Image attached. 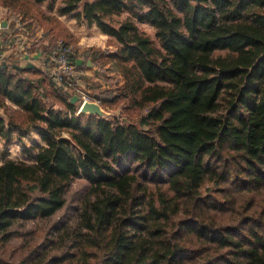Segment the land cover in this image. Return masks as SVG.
<instances>
[{
    "label": "trees",
    "instance_id": "obj_1",
    "mask_svg": "<svg viewBox=\"0 0 264 264\" xmlns=\"http://www.w3.org/2000/svg\"><path fill=\"white\" fill-rule=\"evenodd\" d=\"M0 5L32 35L42 28L44 53L61 38L77 42L60 15L96 24L116 50L69 58L113 64L121 81L98 99L122 106L79 113L42 61H0L5 146L32 127L45 142L33 161L0 157V264H264V0ZM78 176L88 186L75 221L31 230L41 242L9 254L26 223L65 206Z\"/></svg>",
    "mask_w": 264,
    "mask_h": 264
},
{
    "label": "rangeland",
    "instance_id": "obj_2",
    "mask_svg": "<svg viewBox=\"0 0 264 264\" xmlns=\"http://www.w3.org/2000/svg\"><path fill=\"white\" fill-rule=\"evenodd\" d=\"M51 12L55 13V11H51ZM123 15L124 14L117 15L115 16V19L119 20L121 19V17H123ZM62 17H63L62 19L64 23L71 30L74 38H77L76 43H74L73 41H70L71 38L67 39L70 41V44L73 45L75 51L77 52L78 50L85 51L86 49H88V46L83 47L81 49L79 47V43L82 42L84 38H88L90 36L97 37V40H94V41L90 40V43H93V42L96 43L91 46L100 47L101 49H108L110 51L116 49V46L112 42H110L108 35L104 39L101 38V32H100L101 30L98 28L96 24L89 26L85 21L72 17L71 15H67L66 18H64V16ZM71 18L73 20H71ZM140 26L146 31H148L149 33L151 34L154 33L152 26H150L149 24L142 23L140 24ZM91 46L89 45V47ZM104 67L103 68L98 67L99 69H101L99 73L100 74L103 73L104 78H106L108 75H110L109 78L112 77L111 79H108V80L110 84L109 87L113 88L121 80L119 78L118 79L119 81H116L117 76H114L113 74H107L110 71L109 70L107 71L106 68ZM112 111H114L115 113H122V106H117L114 110H111V112ZM0 112L4 116H6V118H8L7 113L4 112V109L0 108ZM32 128L33 130L31 129L32 131L28 132L27 134L24 133L21 136H18V134H15L16 139L18 138L19 140H15V142L10 146H5V141L3 140V138L2 139L0 138V157L3 151H7L9 156L20 158V159H25L27 161H33L36 156V151H38V147L40 146L39 145L40 136L38 134V128L37 127H32ZM0 162H1V159H0ZM87 186H88L87 180L83 178V176H78L72 182V185L67 195V203L65 204V206L49 219L36 220V221H31V222L26 223L25 228H28L30 232L28 231L25 235L20 236V237H15L14 239L11 240L9 251H8L9 254L14 247L21 246V245L26 246V243L32 242L35 239L38 241V243L41 242L43 235L37 236L35 233L31 232V230L33 229H37L39 231L41 230V231H44V233L45 232L47 233L51 225H54L57 223L59 225L61 224L71 225L76 219L77 210H78L77 207L79 206V200L81 196L83 195V193L86 191ZM16 258L17 257L14 254L9 257L12 263L17 261Z\"/></svg>",
    "mask_w": 264,
    "mask_h": 264
},
{
    "label": "crops",
    "instance_id": "obj_3",
    "mask_svg": "<svg viewBox=\"0 0 264 264\" xmlns=\"http://www.w3.org/2000/svg\"><path fill=\"white\" fill-rule=\"evenodd\" d=\"M62 16H64V18L67 17V15H60L59 17L62 19ZM71 20L73 19L71 18ZM42 32V28H39L34 35H32L26 21H24L21 16L16 15L11 10L10 6L0 5V61H6L8 63L10 62L9 59H12L23 66L29 63L36 66L39 62L41 63L40 57L45 52L40 46V44L44 42ZM100 32L102 39L107 37L106 33ZM90 40H97V37L90 36L84 38L82 42L79 43V47L82 49L83 47L96 44L94 42L90 43ZM115 50L111 51L113 52ZM78 52L80 53L82 50H78ZM81 59H84L85 62L81 64L76 63V73L82 85L85 86L86 89L91 90L94 96L100 89L109 87L110 84L108 79L112 77L109 78L110 75H108L104 78L103 73H99L101 69L97 66H93V64L88 65L86 62L87 59L84 56H81ZM104 68L110 71L107 74L117 76L116 81H119V78L121 80V73L117 71L113 64H106ZM31 129L33 130V128ZM31 129L28 132L32 131ZM0 138L2 139L1 136ZM39 145H45L41 137Z\"/></svg>",
    "mask_w": 264,
    "mask_h": 264
},
{
    "label": "built area",
    "instance_id": "obj_4",
    "mask_svg": "<svg viewBox=\"0 0 264 264\" xmlns=\"http://www.w3.org/2000/svg\"><path fill=\"white\" fill-rule=\"evenodd\" d=\"M74 50L72 44H67L63 39H59L56 45L40 57L45 69L52 78L63 86V89L70 90L72 95L78 96V105L86 100H93L95 96L91 90L82 85L76 73V64L69 56ZM79 109V108H78Z\"/></svg>",
    "mask_w": 264,
    "mask_h": 264
},
{
    "label": "water",
    "instance_id": "obj_5",
    "mask_svg": "<svg viewBox=\"0 0 264 264\" xmlns=\"http://www.w3.org/2000/svg\"><path fill=\"white\" fill-rule=\"evenodd\" d=\"M84 62H85V60L84 59H81V58H79L77 60V64H81V63H84ZM87 64L88 65H92L91 59H88L87 60ZM3 65L4 66H7L8 63L6 61H3ZM27 66L28 67H33L35 65L29 63ZM78 99L79 98H78L77 95H75V94L72 95L71 100H72L73 103H77L78 102ZM78 112L79 113H85V114H94V115L103 116V117H107V116L114 115L113 112L108 111L107 109H105L102 106L101 102L98 99V94H95V99H93V100H86V101L82 102L80 104V106H79Z\"/></svg>",
    "mask_w": 264,
    "mask_h": 264
}]
</instances>
